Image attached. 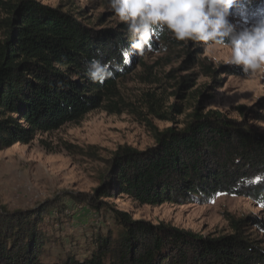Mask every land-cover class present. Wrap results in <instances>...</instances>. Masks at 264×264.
<instances>
[{
	"label": "trees",
	"instance_id": "16d2710c",
	"mask_svg": "<svg viewBox=\"0 0 264 264\" xmlns=\"http://www.w3.org/2000/svg\"><path fill=\"white\" fill-rule=\"evenodd\" d=\"M0 8L9 15L0 21V152L29 145L94 110L125 111L117 82L143 55L131 48L134 38L126 24L98 32L35 0L0 1ZM234 8L258 12L264 0H238ZM166 33L156 31L152 39L162 41ZM152 47L151 41L144 52ZM93 60L105 68L99 81L89 75ZM202 66L208 75L218 74ZM190 82L183 78L181 88ZM150 106L155 117L173 121L158 113L157 103ZM173 111L182 113L178 107ZM238 111L243 121L211 110L195 112L182 129L159 131L149 124L153 146L119 147L93 194L66 193L76 205L96 213L108 208L113 215L115 233L93 236L82 256L70 250L47 259L52 245L62 246L44 230L48 213L62 209L60 200L13 211L0 205V264H264V247L246 235L251 223L264 228L255 218L228 217L231 235L204 237L134 220L107 204L125 196L156 207L206 203L222 195L247 197L264 208V135L248 123L249 117H264L254 108Z\"/></svg>",
	"mask_w": 264,
	"mask_h": 264
},
{
	"label": "rangeland",
	"instance_id": "374dc122",
	"mask_svg": "<svg viewBox=\"0 0 264 264\" xmlns=\"http://www.w3.org/2000/svg\"><path fill=\"white\" fill-rule=\"evenodd\" d=\"M35 1L49 10L72 15L98 32L116 30L125 24L110 9L108 0ZM261 16L264 8L258 12L233 8L229 19L239 27ZM7 18L9 15L0 8V21ZM3 33L2 28L0 35ZM165 36L162 41L152 39L153 47L143 53L130 74L117 82L123 113L94 110L79 122L38 135L29 145H14L0 152L1 206L13 211L61 201L59 212L53 208L48 213L44 230L48 236L60 240L64 248L61 244H51L48 260L71 251H81L82 256L84 246L93 236L115 233L113 215L108 208L96 213L70 202L66 193L93 194L108 160L119 147L143 151L153 146L149 124L159 131L171 127L182 129L195 112L211 110L243 121L240 107L254 108L264 117V109L260 107L264 104V73L247 74L239 66L227 64L230 54L227 47L178 41L168 33ZM202 65L218 74L208 75ZM185 77H190V85L181 88ZM147 94L152 97L148 98ZM153 103L159 106L160 115L173 121L155 117L149 108ZM174 107L182 113L174 112ZM248 123L264 135V121L249 117ZM66 145L70 147L68 151ZM107 204L130 214L134 220L166 224L204 237L231 235L228 217H252L264 225V208L247 197L220 195L206 203H165L151 207L140 206L124 196ZM246 235L264 247V228L251 223Z\"/></svg>",
	"mask_w": 264,
	"mask_h": 264
},
{
	"label": "clouds",
	"instance_id": "9594fccd",
	"mask_svg": "<svg viewBox=\"0 0 264 264\" xmlns=\"http://www.w3.org/2000/svg\"><path fill=\"white\" fill-rule=\"evenodd\" d=\"M119 21L127 25L134 42L131 48L143 54L156 31L178 41L215 44L230 49L226 63L247 74L264 73V16L237 26L229 19L238 0H108ZM99 81L105 68L93 60Z\"/></svg>",
	"mask_w": 264,
	"mask_h": 264
}]
</instances>
